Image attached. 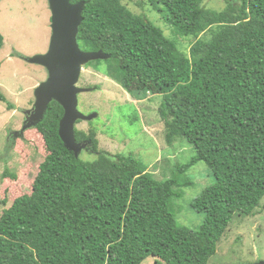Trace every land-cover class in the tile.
<instances>
[{
	"label": "trees",
	"instance_id": "obj_1",
	"mask_svg": "<svg viewBox=\"0 0 264 264\" xmlns=\"http://www.w3.org/2000/svg\"><path fill=\"white\" fill-rule=\"evenodd\" d=\"M143 1L174 37L192 38L188 55L120 0H71L84 3L77 44L109 55L87 65L117 84L135 72L155 89L162 96L157 111L165 144L183 141L194 155L158 180L132 154L99 151L94 129H75L76 142L97 156L82 161L59 138L63 109L52 101L33 128L45 157L31 193L0 216V264H142L148 257L154 264H208L233 216H254L259 207L264 0H223L220 11L204 8L207 0ZM3 45L0 34V51ZM0 102L13 109L2 94ZM198 162L213 183L192 200L191 208L204 216L195 231L178 224L172 210L182 189L194 185L187 173ZM2 176L17 179L7 171Z\"/></svg>",
	"mask_w": 264,
	"mask_h": 264
},
{
	"label": "rangeland",
	"instance_id": "obj_2",
	"mask_svg": "<svg viewBox=\"0 0 264 264\" xmlns=\"http://www.w3.org/2000/svg\"><path fill=\"white\" fill-rule=\"evenodd\" d=\"M132 13L144 15L165 36L176 40L188 55L193 43L189 37H174L169 27L143 0H120ZM204 8L220 11L223 0H207ZM51 13L47 0H0V34L4 45L0 51V94L13 109L0 102V216L12 202L31 193V186L45 149L40 135L27 129L20 130L25 121L24 112L34 103L35 88L47 78L46 70L32 65L25 58L45 54L51 37ZM204 38L209 37L206 32ZM13 53L21 55L12 56ZM78 88L87 92L78 95V110L83 115L97 114L91 121H80L75 129L87 132L94 129L98 150L110 155L132 154L147 165V170L158 180H165L175 164H184L194 155L193 148L183 141L167 146L163 137V123L158 115L162 96L135 72L124 79L121 86L94 68L93 64L81 69ZM97 87V90L94 88ZM146 89L145 96L135 98ZM14 133H17L16 137ZM95 154L83 150L79 158L91 162ZM16 180L3 178V173ZM187 176L192 187L182 189V195L173 202V215L178 224L197 231L204 216L191 208V203L203 189L212 185L213 177L203 162L190 169ZM264 261V196L254 216L235 214L216 246L215 255L208 264H257ZM148 257L142 264H154Z\"/></svg>",
	"mask_w": 264,
	"mask_h": 264
},
{
	"label": "water",
	"instance_id": "obj_3",
	"mask_svg": "<svg viewBox=\"0 0 264 264\" xmlns=\"http://www.w3.org/2000/svg\"><path fill=\"white\" fill-rule=\"evenodd\" d=\"M51 13V37L45 54L25 58L32 65L43 67L47 78L34 90V103L30 110L24 112L25 121L20 134L35 127L54 101L63 109L59 121L58 135L65 149L72 152L76 158L85 149L86 144L78 143L75 139V127L80 121H91L96 113L83 115L78 110V95L88 91L76 86L83 66L94 61L109 59L102 51L85 52L77 44L78 27L83 18L84 3H71V0H47ZM17 133H14L16 137ZM257 264H264L259 262Z\"/></svg>",
	"mask_w": 264,
	"mask_h": 264
},
{
	"label": "flooded vegetation",
	"instance_id": "obj_4",
	"mask_svg": "<svg viewBox=\"0 0 264 264\" xmlns=\"http://www.w3.org/2000/svg\"><path fill=\"white\" fill-rule=\"evenodd\" d=\"M26 118V117H25Z\"/></svg>",
	"mask_w": 264,
	"mask_h": 264
}]
</instances>
